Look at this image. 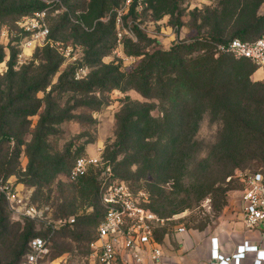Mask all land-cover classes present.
Wrapping results in <instances>:
<instances>
[{
	"label": "rangeland",
	"instance_id": "1",
	"mask_svg": "<svg viewBox=\"0 0 264 264\" xmlns=\"http://www.w3.org/2000/svg\"><path fill=\"white\" fill-rule=\"evenodd\" d=\"M86 1L63 0L60 6L47 9L46 21L51 29V41L71 52L70 56H66L54 49L58 65L55 72H50L45 60L47 46L39 47L29 58L22 56L16 41L17 21L22 15L9 12L1 19L0 51H3L4 57L0 63V76H4L12 65V69L22 77L27 75L25 80L50 81V85L46 90L33 93L40 101L30 100L24 105L20 103L8 108L38 110L19 124L17 122L22 132L20 143L14 138L0 144V158L15 157L17 164L16 173L7 179L0 173V183L4 180L11 185L15 194V199L11 200L0 196V264H25L20 251L24 245L27 247L28 241H24L21 232L28 220L34 224V233H41L47 238L50 250L41 264H89L103 209L98 198L95 200L90 195L89 183L72 179L70 175L69 179L73 160L78 156L101 153L116 166L125 156L119 154L114 161L112 159L119 118L144 104L156 105L154 113H158L159 100L144 96L126 81H122L119 88L112 89L107 83L104 88H96L89 93L58 91L54 101L65 120L54 124V132L49 136L48 149L43 152V158L49 160L52 167L63 158L62 169L48 174L50 183L47 186H32L27 182L29 160L25 150L32 143L40 114L48 109L45 101L48 93L57 85L61 74L69 72L66 79L74 81L72 73L83 66L88 71L85 81L98 80L104 77L100 73L104 65L117 66L122 73L128 74L140 66L144 53L150 54L159 48L169 49L178 41H189L206 34L209 28L203 22V16L207 7H219L220 12L225 14L238 11L239 8L234 4L217 6L219 0H178L177 8L172 7L165 12L159 9L158 0L142 3L140 0H116L117 6L106 16L94 18L89 14ZM133 5L135 11L131 13ZM262 13L264 4L258 9V14ZM118 15L121 17L120 22L117 20ZM99 21L106 24L102 29L97 25ZM135 27L141 31L140 35ZM130 49L143 54H129ZM251 79L259 85L249 86L247 90L256 92V96L264 100V71L257 69ZM252 114L258 121L256 124L264 123V106L252 109ZM188 125L193 127L195 122H189ZM226 126L229 125H225L214 114L207 113L200 120L198 138L201 143H191L193 154L184 164L187 166L177 171L181 182L171 180L167 184V193H175L170 201L175 200L174 204H177L180 200H186L188 206H183L182 211L171 213L169 204L156 205L159 216L166 219L156 228V237H162L165 232L171 233L179 226L190 229L202 225L203 229L215 230L241 219V175L249 171H264V154L255 152L237 155L219 150V139L229 133V128L225 130ZM259 143L261 139H254L244 133L235 138L232 146L242 154L247 146ZM236 160L241 161L238 167L232 164ZM135 170L134 166L131 171ZM148 180L152 181V178L148 177ZM147 181L138 180L133 185L149 191ZM224 202L225 205L221 206ZM31 207L41 211L42 217L34 219L26 215L27 209ZM62 217L75 218L76 221L62 227ZM62 222H65L63 218Z\"/></svg>",
	"mask_w": 264,
	"mask_h": 264
},
{
	"label": "trees",
	"instance_id": "2",
	"mask_svg": "<svg viewBox=\"0 0 264 264\" xmlns=\"http://www.w3.org/2000/svg\"><path fill=\"white\" fill-rule=\"evenodd\" d=\"M48 1L51 2L48 3ZM158 1L161 11L168 12L172 7L173 9L177 8L178 0ZM17 2L18 5H16ZM117 4L116 0L86 1L89 14L94 18H103ZM221 4H234L236 8H239L238 11L225 14V12H220L219 7L214 9L211 6L207 7L203 16V22L209 28L206 34L199 35L189 41H178L169 49L159 48L150 54L144 53L145 57L140 66L128 74L122 73L117 66L109 65H104V70L100 72L104 77L98 80L85 81L87 78L77 80L75 79L76 69L72 73L74 81L66 79L69 72L62 73L57 85L53 86L48 93L45 100L48 109L40 114L32 143L25 150L29 160L27 182L32 186H47L50 183L48 174L59 172L62 169L63 158L55 167H52L49 160L43 158V152L48 149L49 136L54 132V124L65 120L62 113L56 109L55 94L58 91L89 93L97 90L96 88H104L107 83L112 89L119 88L122 81L132 84L146 97L157 98L159 100L158 113H154L157 106L153 104H144L137 109L125 112L119 118V131L112 159L114 161L119 154H125V156L116 166H113L109 158L105 159L103 156V160L109 161L115 177L125 181L133 191L144 190L149 194L146 206L158 216L160 213L155 207L158 204H169L171 213L182 211L183 206H188L186 200H180L177 204H174L175 200L170 201L172 194L175 193H167V184L171 180L181 182L177 171L181 167L187 166L184 164L193 154L191 143L194 142L195 145L201 143L198 138L199 122L207 113L218 116L225 122V125H229L225 128V130L229 128V133L224 135L223 139H219L217 143L219 150L231 151V154L237 155L255 152L264 154V123L256 124L258 121L252 114V109L264 106V100L256 96V92L252 93L251 90H247L249 86L257 87L259 85L251 79L258 67L249 58H236L220 47L229 44L235 38L257 40L264 35V13L258 14V9L264 4V0H219L217 6ZM135 5L130 9L131 13H134ZM55 6H60V3L55 0H0V28L2 17L9 12L23 17L24 14L31 15L36 11ZM114 19H111L109 23H113ZM97 25L99 29H102L106 24L104 21H99ZM135 28L140 35L141 31L138 27ZM28 36L29 33L18 25L16 41L19 43L20 50H23L22 43ZM50 39H52L51 29ZM44 46H47L45 60L50 66L49 70L55 72L58 65L55 62L54 54L58 49L51 44ZM39 47L43 46L34 47L30 56L34 51L40 49ZM128 53L143 54L131 49ZM3 57V51H0V63L3 61ZM108 75L111 77L107 78ZM26 76L22 77L20 73L14 71L12 65L4 76H0V144L14 138H17L20 143L22 132L18 128L19 122L35 114L38 110L8 108L20 103L24 105L30 100L40 101L33 93L46 90L50 85V81L29 82L25 80ZM192 121L195 122V126L190 127L188 124ZM244 133L250 134L254 139L255 137L261 139V143L247 146L245 152L241 154L232 145L235 138ZM197 152L194 151V153ZM78 157L73 160L68 177ZM232 164L234 167H238L241 161L236 160ZM0 166V173L7 179L17 171L16 158H0ZM134 166L136 170L133 172L131 170ZM148 177H151L152 181H147ZM138 180L149 182V191L134 186L133 184ZM78 181L91 185L89 193L95 200L98 198L103 209V217L105 208L101 202V185L95 170L91 169L86 175L79 177ZM3 184H5L4 180L0 186ZM0 196L2 199H7L2 191H0ZM2 199L0 200L2 201ZM222 205H225V202ZM62 218L65 220L62 227L71 225L70 217ZM160 218L166 220L164 217ZM31 221L25 222L21 232L24 241H28L27 247L24 245L20 251V255L23 254L24 258L30 250V241L35 236L44 237L40 235L41 233H34L35 227ZM194 228L203 229L202 225ZM166 233L168 232H165L164 235ZM163 236L156 238L161 240ZM96 237L97 231L95 239Z\"/></svg>",
	"mask_w": 264,
	"mask_h": 264
},
{
	"label": "built area",
	"instance_id": "3",
	"mask_svg": "<svg viewBox=\"0 0 264 264\" xmlns=\"http://www.w3.org/2000/svg\"><path fill=\"white\" fill-rule=\"evenodd\" d=\"M61 3L60 0H55ZM147 0H140V3ZM51 1H48V3ZM47 9L23 16L17 23L29 33L22 43V56L28 58L36 46L51 44L66 56L67 52L55 45L50 39V27L46 21ZM118 22L121 17L118 15ZM223 51L236 58L246 57L254 62L258 69L264 71V35L257 40L233 39L229 44L220 46ZM87 68L79 67L75 79L87 77ZM91 169L95 170L101 185V202L105 214L97 227V237L92 243L89 264H144L145 253L158 263L162 258V248L155 234L156 227L164 222L151 208L146 206L149 194L144 190L133 191L132 188L115 177L112 165L104 161L101 153L78 157L71 169L70 177L78 179ZM242 189L240 196L241 212L248 230L264 226V171H249L241 175ZM0 190L8 199H15L11 185L5 183ZM31 218H41L42 212L35 207L27 209ZM41 212V213H40ZM61 225L65 223L60 221ZM59 222V223H60ZM75 222V218L69 220ZM183 231V226L178 227ZM211 261L207 264H241L247 253L256 252L253 264H264V249L250 240L244 241L231 255L219 253L218 238H212ZM29 252L25 264H41L49 253L47 239L35 236L29 243ZM263 253V254H262Z\"/></svg>",
	"mask_w": 264,
	"mask_h": 264
},
{
	"label": "crops",
	"instance_id": "4",
	"mask_svg": "<svg viewBox=\"0 0 264 264\" xmlns=\"http://www.w3.org/2000/svg\"><path fill=\"white\" fill-rule=\"evenodd\" d=\"M166 233L158 242L162 248V258L156 263L150 259V253H145L144 264H207L211 261L212 238H218L219 253L231 255L244 241L250 240L264 249V226L248 230L241 219L230 225L218 227L215 230L183 227ZM263 254V253H262ZM256 252L247 253L241 264H253Z\"/></svg>",
	"mask_w": 264,
	"mask_h": 264
}]
</instances>
